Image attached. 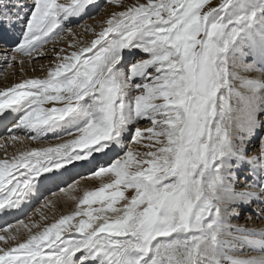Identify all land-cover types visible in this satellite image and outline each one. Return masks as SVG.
I'll use <instances>...</instances> for the list:
<instances>
[{
  "label": "snow or ice",
  "instance_id": "obj_1",
  "mask_svg": "<svg viewBox=\"0 0 264 264\" xmlns=\"http://www.w3.org/2000/svg\"><path fill=\"white\" fill-rule=\"evenodd\" d=\"M259 23L264 0H0V61L22 74L0 88V213L77 168L101 178L72 214L5 227L0 264H264V230L230 222L264 203V67L236 48ZM34 57L45 78L27 77ZM49 133L63 142L8 154ZM237 156L255 165L239 189Z\"/></svg>",
  "mask_w": 264,
  "mask_h": 264
},
{
  "label": "bare ground",
  "instance_id": "obj_2",
  "mask_svg": "<svg viewBox=\"0 0 264 264\" xmlns=\"http://www.w3.org/2000/svg\"><path fill=\"white\" fill-rule=\"evenodd\" d=\"M258 32L259 31H257V32L255 31V34L257 36H260V34ZM81 38L82 37L79 36V39H81ZM68 41L67 42L69 44L73 42L71 38H69ZM63 47H66V45L64 44ZM251 53H253V50H251ZM253 58H254V60L257 61V65L259 67L264 66V41L260 40V48ZM0 62H2V61H0ZM31 66L36 67L37 64H33V62H32ZM41 66H42V64H41ZM29 69H30V67H29ZM45 77L46 76H43L41 78H45ZM20 78H21V75H20ZM0 79H1L0 83L2 86L12 84V83H10L11 81L8 82L4 78H0ZM49 106L50 105H45V107H49ZM18 116H19V114H17V117ZM9 126L11 127V124H9ZM50 134L51 133H49L48 136H50ZM4 135H5L4 137L7 136V130H4ZM0 142H3V141L0 140ZM41 146L47 147V146H53V145L47 141L46 137L41 142L33 141L30 139H25L22 143L17 144V145H11L9 143L8 154L11 155L12 151H14V150L18 152L19 150H27L29 148L41 147ZM254 146H255V144L253 146H250V147H254ZM3 151H4L3 148H0V154H3ZM232 164L234 165L235 174L238 172L237 177L240 178L239 175L240 176L242 175V176H244V179H246L244 182H243V180H244L243 178H242L243 180L237 179L236 187L239 189V185H241L242 183L244 184L245 182L249 181V179L251 177L249 175V172L253 167H255V165L251 164L250 162H248L246 160H243L242 157H240V156H237L234 159H232ZM85 167H88V166H85ZM85 169H88V168H85ZM76 170H78V168L75 169L74 171H76ZM85 171H87V170H85ZM70 177H72V175L69 173L66 175L65 180H70L73 178V177L72 178H70ZM105 178H107V177H104L103 179L105 180ZM100 180L101 179H98L96 182L95 179H93V178L88 179V180H84L83 178H81V179H78L76 182L72 183L70 186H67L66 185L67 183H66L65 187L60 188L57 192H54V193H50L51 189L50 190L45 189L43 194L40 196L41 198L39 197L40 199H38L36 201L30 199L28 201L29 204L25 206L24 213L22 214V216H20L17 219H14L13 221H10V220L4 221L3 224L0 225V234H3V230L5 229V227L11 226L14 229L17 226H20L21 220H23L26 224H29V225H31L34 222L39 223L41 225V228H42L43 226L50 225L51 223L56 222L63 215L72 214L76 210V204H77L76 200L82 196V193H84L86 188H90L92 185L98 184L100 182ZM108 180H109V177H108L107 181ZM61 185L62 184H60L59 187ZM72 185H76L75 190H72ZM49 186L52 187L53 185H49ZM65 189H67L68 191L65 192L64 191ZM72 197H76V199H72ZM46 201H48L47 204L45 203ZM247 205L248 206L250 205L251 207L255 208L254 210L259 209L258 216L254 215V217L251 219L250 225H251V227H253L252 229L258 230L257 228L260 227L261 230H264V206H262L261 202H259V201H253L251 204H248V203L240 204L238 206V208H239L238 210H241V211L247 210L248 211L249 208L244 207ZM31 210H32V212H31ZM12 211L13 210H11L7 213H0V217L2 215H8ZM26 214H29L30 216L25 218ZM42 215H43L44 219H41ZM250 217H252V216H250ZM77 219H79V218H77ZM233 219H235V221H233ZM248 220H249V215H241L240 218H236V216H233L231 218L230 222L233 225L242 226L241 223L245 224ZM248 229H250V228H248ZM20 230L25 235L27 234V230L24 229L22 226H20ZM35 230L36 229H33V231H35ZM255 254L256 253L252 252L251 249L248 248L247 246H241L239 248V250L237 252H235V255H237L241 258H244L248 255H255Z\"/></svg>",
  "mask_w": 264,
  "mask_h": 264
},
{
  "label": "rangeland",
  "instance_id": "obj_3",
  "mask_svg": "<svg viewBox=\"0 0 264 264\" xmlns=\"http://www.w3.org/2000/svg\"><path fill=\"white\" fill-rule=\"evenodd\" d=\"M25 2L26 3H30V0H25ZM99 2L100 3H103L104 2V0H99ZM221 2V0H211V6H213V7H215V6H218V4ZM99 20H100V18L98 17V16H96V13H95V11H93V13H92V17L91 18H87V17H85L83 20H79L78 18H73V22L71 23V24H67L66 23V27H71L72 29H73V31L74 32H77V33H82L83 32V29L80 27V25H83V24H85V23H87V24H89V25H98V23H99ZM259 28V29H258ZM257 29V30H256ZM100 29H99V27L97 26L96 27V31H99ZM255 31L257 32V31H259L258 33L260 34L261 33V31H264V23H259V24H257V26L253 29V32H252V34L251 35H249V34H245V35H243L240 39H239V41L237 42V45H236V48H237V50H240V51H243V53H244V57H245V60H246V62L247 63H249V64H255V65H257V61L256 60H254V56H255V54L257 53V51L259 50V48H260V40H261V38H260V36H257L256 34H255ZM82 38L81 39H84V40H86V41H91V39H93V38H95L93 35H91V34H89V35H87L86 37L85 36H81ZM69 36H67V34H65L63 37H62V39L61 40H58V41H56L55 43H53V42H50L48 45H46V48L49 50V51H51V49L53 48V47H56L57 49H59V48H62L63 47V45L65 44L64 43V41H68L69 40ZM78 39H79V36L77 37ZM69 42V41H68ZM71 44V43H70ZM71 49H69V51H70ZM251 50H253V53H251ZM138 51V50H137ZM246 52V53H245ZM131 59V58H130ZM33 64H37V66L36 67H34L36 70L35 71H33L32 70V66L30 67V69L28 70V72H27V77L28 78H41V77H43V76H46V69H47V67H48V65H49V59H47V58H44V57H40V58H33ZM45 63V64H44ZM41 64H42V66H41ZM44 64V65H43ZM48 64V65H47ZM258 66V65H257ZM260 67H264V66H260ZM42 69H45V70H42ZM18 69H11V68H6V66L4 65V63L3 62H0V78H4V79H6L8 82L9 81H11L10 83H13V81H19L20 80V75H22V74H20V71L18 70ZM15 71V75H12V73ZM6 74V75H5ZM12 78V79H11ZM1 80V79H0ZM9 83V84H10ZM11 85V84H10ZM3 87H5V86H2L1 85V83H0V88H3ZM140 126L142 127V128H144V127H146V126H148L147 125V123L146 122H141V124H140ZM10 127V126H9ZM3 136V137H2ZM1 137H0V140L1 141H3V138H4V134L2 135ZM46 138H47V141L50 143V144H52L53 146L56 144V143H61L63 140L62 139H58V138H53L52 137V135L50 134V136H46ZM67 137L65 136L64 137V139H66ZM145 143H146V141H145ZM255 144V146L254 147H250V146H253ZM256 147H257V145H256V142L254 141V142H249V144H248V152H251V151H255V149H256ZM138 150L139 151H146V149L145 148H143V146L141 145V146H139L138 147ZM105 166H109V165H105ZM85 170H87V171H85ZM95 170H97V169H95V168H91L90 166H89V168L88 169H83V168H81V169H79L78 171H77V173H79V175H77V173L76 174H74V176H73V178L72 179H70V180H67L66 181V185L67 186H70L72 183H74V182H76L78 179H81V178H83L84 180H88V179H91V178H93V179H95V181L97 182V180L98 179H101V178H95L93 175H91L90 173L91 172H94ZM239 171V170H238ZM237 174H238V172L236 173V177H237ZM239 177L240 178H238L237 177V179H244V176H240L239 175ZM103 179V178H102ZM107 179H108V177L107 178H105V180H104V182H108L107 181ZM242 179V180H243ZM252 179V177H250V179L249 180H251ZM246 179H244L243 180V182L245 181ZM248 182V181H247ZM246 183V182H245ZM101 186V180H100V182L98 183V184H96V185H92L90 188H86V190H96L98 187H100ZM243 186V183L241 184V185H239V188L240 187H242ZM56 187V186H55ZM54 187V188H55ZM63 187H65V185H61L60 187H57V189H53L50 193H54V192H57L60 188H63ZM85 190V191H86ZM131 193H127L126 192V195H130ZM48 195V194H47ZM82 196H83V193H82ZM82 196L81 197H79L77 200H76V203L78 204V201H79V199L80 198H82ZM42 200V199H41ZM123 202L121 201L119 204H117V207H120L121 206V204H122ZM77 204H76V207H77ZM258 205V204H257ZM256 205V206H257ZM261 205L262 206H264V203H261ZM100 205H98V204H94V205H92V208H97V207H99ZM34 207V206H33ZM85 207H87V206H85ZM244 207H247V208H249L248 209V211L247 210H244V211H241V210H238V211H240L239 212V215H237L236 216V218H240V216L241 215H249V220L245 223V224H242L241 222V225L243 226V227H247V228H250V229H252L253 227H251V225H250V222H251V219L254 217V215H256V216H258V211H259V209H257V210H254L255 208H253V207H251L250 205L248 206H244ZM30 212V211H29ZM31 212H32V210H31ZM30 212V213H31ZM243 212V213H242ZM29 213V214H30ZM257 213V214H256ZM29 214H26L25 215V218H27L28 216H30ZM250 216H252V217H250ZM24 218V217H23ZM233 221H235V219H233ZM238 226H240V225H238ZM258 230H261V228L260 227H258L257 228Z\"/></svg>",
  "mask_w": 264,
  "mask_h": 264
}]
</instances>
